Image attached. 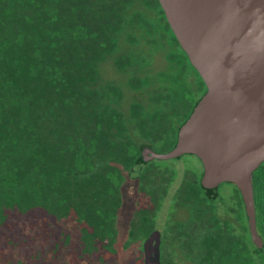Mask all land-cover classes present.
Returning a JSON list of instances; mask_svg holds the SVG:
<instances>
[{"label": "trees", "instance_id": "obj_1", "mask_svg": "<svg viewBox=\"0 0 264 264\" xmlns=\"http://www.w3.org/2000/svg\"><path fill=\"white\" fill-rule=\"evenodd\" d=\"M160 50L167 69L144 72ZM205 91L158 0H0V264H116L125 174L174 145ZM213 247L241 264L240 241ZM246 264H264L249 233Z\"/></svg>", "mask_w": 264, "mask_h": 264}, {"label": "water", "instance_id": "obj_2", "mask_svg": "<svg viewBox=\"0 0 264 264\" xmlns=\"http://www.w3.org/2000/svg\"><path fill=\"white\" fill-rule=\"evenodd\" d=\"M206 91L179 127L167 152L143 150L139 162L195 155L201 186L234 184L245 205L253 244L264 254L256 226L253 173L264 162V0H158ZM145 264H159L157 241L145 242Z\"/></svg>", "mask_w": 264, "mask_h": 264}, {"label": "flooded vegetation", "instance_id": "obj_3", "mask_svg": "<svg viewBox=\"0 0 264 264\" xmlns=\"http://www.w3.org/2000/svg\"><path fill=\"white\" fill-rule=\"evenodd\" d=\"M190 157L195 159V166L188 161ZM170 160H184L185 170L178 173L169 168L170 164L164 163ZM203 170L201 161L191 154L135 164L128 177L137 181L140 197L129 224L123 226L119 222L124 205L121 186L122 202L114 222L117 249L120 242L124 243L122 251L133 248L128 257L134 259V264H145L144 245L151 238L157 241L159 264H215L213 242L234 240L241 242V264H246L249 226L241 194L227 182L216 190L204 189ZM164 204L166 212L158 224ZM123 230L127 232L124 239L120 235Z\"/></svg>", "mask_w": 264, "mask_h": 264}, {"label": "rangeland", "instance_id": "obj_4", "mask_svg": "<svg viewBox=\"0 0 264 264\" xmlns=\"http://www.w3.org/2000/svg\"><path fill=\"white\" fill-rule=\"evenodd\" d=\"M152 62L149 64V66L144 67V72L146 73H159L161 71H165L168 66V61L167 58L164 55V52L162 50L156 52L151 56ZM149 68V69H148ZM102 74L104 79L110 80L121 86L123 89H125V100L128 102L130 99L128 98L130 96V90L127 89L126 84L128 80V74L126 73H120L115 70V68L112 66L111 63H106L102 67ZM146 97V95H144ZM166 147V146H165ZM163 147V148H165ZM160 149V148H158ZM188 161L195 166V159L190 157L188 158ZM164 164H170L169 168L174 169L176 172L180 173L185 170V162L184 160H170L165 162ZM180 176V175H179ZM257 180L259 182V192H260V204L261 207L263 208L264 212V170H261L258 172ZM179 182V178H178ZM176 185V184H174ZM122 192L124 196V205L121 208L120 215H119V222L124 226L128 225L135 208L137 207V203L139 201V192H138V185L137 181H133L128 177V173L125 174V180L122 185ZM226 194L230 191H225ZM166 206L162 207L160 211V217L158 218V224L162 223L163 216L165 215L166 212ZM126 231H120L121 238L124 239V236H126ZM125 244L120 242L119 244V258L117 260L116 264H134V259L129 258V252L133 250V248H130L129 250H123L121 249L122 246ZM118 247V244H116ZM136 251V250H135ZM181 264V263H180Z\"/></svg>", "mask_w": 264, "mask_h": 264}]
</instances>
